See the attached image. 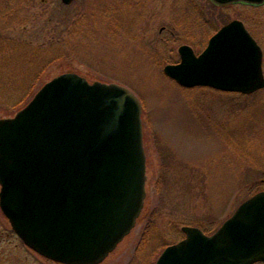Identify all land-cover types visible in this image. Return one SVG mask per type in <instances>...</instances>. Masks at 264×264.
Instances as JSON below:
<instances>
[{"label":"rangeland","instance_id":"1","mask_svg":"<svg viewBox=\"0 0 264 264\" xmlns=\"http://www.w3.org/2000/svg\"><path fill=\"white\" fill-rule=\"evenodd\" d=\"M242 8L209 0H0V118L63 72L121 84L141 102L142 208L98 264H153L182 238V226L209 234L264 190V87L184 88L163 72L181 44L200 52L217 28L242 18ZM0 264L63 263L26 246L0 210Z\"/></svg>","mask_w":264,"mask_h":264},{"label":"water","instance_id":"2","mask_svg":"<svg viewBox=\"0 0 264 264\" xmlns=\"http://www.w3.org/2000/svg\"><path fill=\"white\" fill-rule=\"evenodd\" d=\"M178 52L163 72L184 87L250 93L264 86L261 50L238 19L199 54L185 44ZM145 178L141 103L120 84L63 72L0 118V209L23 243L49 260L100 263L133 227ZM182 229L185 238L155 264H264V190L209 235Z\"/></svg>","mask_w":264,"mask_h":264},{"label":"flooded vegetation","instance_id":"3","mask_svg":"<svg viewBox=\"0 0 264 264\" xmlns=\"http://www.w3.org/2000/svg\"><path fill=\"white\" fill-rule=\"evenodd\" d=\"M209 1L211 3H213L215 6H220V4H217V3L213 2L212 0H209ZM236 3L240 4L243 7L242 11H241L242 12L241 13L242 18H232V19H238V20L242 21L245 28L248 30V32L250 33L252 38L255 40V42L259 46V48L261 50V69H262V73L264 75V0H262L260 2H255V3H248V2L240 1V2L229 3V4H236ZM224 5H228V4H224ZM205 21H203V24L205 22L204 25L207 26V24H208L207 22H209V20L205 19ZM219 28H217L213 33H215ZM211 35L209 36V38L211 37ZM208 39H207V41H208ZM206 44H207V42H206ZM205 45H204V47H205ZM260 89H258V90H260ZM258 90H256V91H258ZM184 236L185 235L183 234L182 238ZM182 238H180V239H182ZM171 244H173V243H171ZM171 244H169V245H171ZM253 264H262V262L257 261V262H254Z\"/></svg>","mask_w":264,"mask_h":264}]
</instances>
